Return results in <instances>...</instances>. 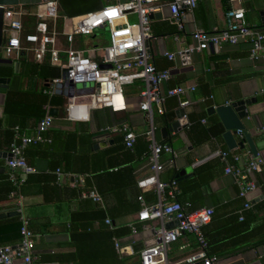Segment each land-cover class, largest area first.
Wrapping results in <instances>:
<instances>
[{
  "label": "crops",
  "instance_id": "crops-1",
  "mask_svg": "<svg viewBox=\"0 0 264 264\" xmlns=\"http://www.w3.org/2000/svg\"><path fill=\"white\" fill-rule=\"evenodd\" d=\"M114 1L85 0L69 12L73 15H83ZM228 6L241 7L244 10L245 22L264 34V0H234L230 3L227 0H203L193 10L183 13L182 30L177 34L176 41L169 33L173 32L174 28L169 24L164 28V23L167 24L163 20L167 16L166 9L162 10L159 19L152 20L155 22L153 24L156 34L153 35L154 39L148 42L151 61L157 69H167L170 75L162 88L176 85L194 87L193 92L180 97L182 101L188 102L182 109L186 125L176 133L167 130L165 138L160 139L171 146L175 158L172 165L159 174V179L166 182L183 171L185 176L179 177L180 179H191L192 185L195 181L199 183V186L182 195L185 198L184 202H189L190 207L197 209L211 208L218 220L222 221L228 216L236 215L241 210L244 200L237 196V186L233 177L223 173V165L218 154L216 156L214 154L219 151L237 154L241 159L240 165L247 156L258 154L262 159L261 171L252 175L257 188L247 197L249 208L256 205L259 210L252 215L250 213L244 215L248 209L241 212V216H245L247 230L250 231L264 225V41L261 49L256 52V61L248 59L249 44L243 39L234 45L224 44L219 48L192 53L188 62H182L177 57L173 61H168L163 56L164 53H175L178 49L193 45L190 33L194 29L205 31L223 29V13ZM14 8L22 12L20 18L22 33L32 32L35 18L31 13L34 5ZM58 15L65 20L63 23L61 19L57 21L59 22L57 29L65 32L70 31L71 20L80 16L67 17L60 9ZM126 20L136 22V16L129 14ZM58 40L57 47H64L63 39L59 37ZM107 43L108 35L105 29H99L86 37L75 36L73 40V46L77 49L95 48ZM0 58L11 61L10 65H4L10 67L13 73L10 77H3L8 79L6 91L37 89L38 80L32 79L25 68V73L23 75L20 73L19 62L28 64L36 62L30 53L22 52L15 59L6 58L0 52ZM141 88L142 83L138 80L124 85L126 105L124 111L111 113L107 109L95 110L90 113L89 121L84 123H70L63 116L57 118L56 109L46 107L47 113L50 108L56 111L55 116H51V127L44 134L49 142L28 145L23 151L24 159L34 168V173L26 176L20 187L22 199L17 216L19 219L20 217L26 219L27 227L33 235L32 264H138L136 252L149 234L142 230V226L149 224L136 221V212L139 209L136 197L141 194L146 204L154 203L151 202L150 194L153 195L151 190L141 192L135 187L136 179L146 174L147 163L145 156L147 142L144 132L148 128V123L143 113L136 108ZM4 96L5 94H0V119ZM247 99H253L254 103L245 107L247 118L240 120L242 125L240 135L236 132L230 138H223L225 130L217 115L211 114L208 108L222 106L225 102ZM176 109L177 101L168 98L165 102V113L163 115L153 113L154 139L155 131L170 124L165 115ZM200 116L205 118L203 120L215 116L222 132L218 137L207 138L201 145H193L187 131L191 124L205 126L204 121L198 120ZM122 123L129 126L136 139L128 155H124L123 149L119 147L122 144L120 136L106 137L99 132L105 125ZM29 124L30 122H26V127L21 129L25 134L32 133L33 126ZM3 128L4 124L0 127V168L3 169L0 173L2 176L0 185L5 180L7 154V145L3 143L1 137ZM198 132L194 128L190 136L196 139ZM113 140L118 141L119 145ZM100 142H106V145L96 149L92 147ZM111 146L119 147L116 153L106 152ZM205 158L209 159L192 167L194 163ZM216 158L217 165L213 168L204 167L194 175L195 168ZM166 159V155L161 156L162 161ZM114 163L116 165H113ZM56 168L69 176H61L56 182L54 173ZM113 168L117 170L110 171ZM76 176L81 178L83 184L76 182ZM89 187L95 188L99 193L101 205L81 196L82 191ZM134 207H137L136 211ZM9 209H13L11 202L7 198L0 200V211ZM105 218L109 219V226L103 223ZM130 223L137 227L134 234L127 228ZM122 229H127L128 233L119 237L112 235L109 238L110 232ZM113 238L121 250L114 249ZM194 248L192 236L183 234L170 244L166 258L169 261L179 260L193 252ZM221 258L226 264H264V232L225 251Z\"/></svg>",
  "mask_w": 264,
  "mask_h": 264
},
{
  "label": "built area",
  "instance_id": "built-area-1",
  "mask_svg": "<svg viewBox=\"0 0 264 264\" xmlns=\"http://www.w3.org/2000/svg\"><path fill=\"white\" fill-rule=\"evenodd\" d=\"M58 1L46 0L34 5L31 15L35 18L33 31L22 33L21 16L19 9L12 7L2 13L3 43L0 47L4 57L17 59L22 52L31 54L34 61H40L45 55L52 66H57L59 76L46 84L42 91L48 96L58 95L64 98L61 108L63 118L70 123L88 122L90 113L95 110L107 109L111 113L125 110L123 86L133 81H140L142 88L138 92L136 108L143 113L148 128L144 132L147 142L146 174L135 181V187L141 192L151 190L155 197L154 203L146 204L141 194L136 200L139 209L136 212V221L148 223L142 226L148 238L143 241L142 247L136 252L138 264H226L214 254L207 253V244L202 233L203 226L210 222L213 214L211 208L202 207L190 209L189 202H178L175 198L179 189L174 180L161 181L159 174L172 165L175 153L167 142L155 141L152 126V115L165 113V102L168 98L177 101V109H183L188 102L180 99L185 93L194 91V87L176 85L163 89L162 85L169 78L167 69H157L151 61L148 42L154 39L149 14H160L166 9L167 16L163 19L175 29L172 39L177 40V34L182 30L183 13L193 10L203 0H115L96 10L77 16L71 20L70 31L57 29V21L65 18L58 15ZM234 0H227L228 3ZM238 1V0H236ZM134 14L136 22L130 23L126 16ZM224 28L205 31L194 29L190 33L193 42L188 48L178 49L175 53H164L168 61L177 57L182 62H188L192 53L207 51L210 48H219L221 45H234L239 40L249 44L247 57L251 61L257 60L256 52L261 49L264 34L244 20V10L241 7L228 6L223 13ZM99 29H105L108 43L104 46L77 49L73 46L75 36L86 37ZM59 37L64 41V47L58 48ZM182 56V60L179 58ZM100 65H107L100 69ZM69 85L73 88L70 89ZM60 94H56V89ZM79 89L77 93L75 90ZM67 92L70 96H63ZM211 98V96H208ZM223 105H228L225 102ZM185 116V115H184ZM203 122V120H201ZM52 124V117L47 110L41 119L32 128L31 134H25L17 126L13 127V138L7 146L8 160L5 162V176L10 183L11 190L7 199L13 210L19 213L21 207L20 187L26 176L34 173V168L24 159L23 151L28 145L49 142L44 134ZM106 137L118 135L121 137L125 149L131 151L135 142V134L125 123L105 125L99 129ZM240 135V131H237ZM166 155L165 161L161 156ZM218 157L223 165V173L233 177L237 186V196L244 200L241 210L238 211V220L242 219L241 212L249 208L248 194L257 186L252 175L261 171L262 159L258 154L247 156L240 165V157L226 151H219ZM116 168L110 169L115 171ZM55 178L68 177V174L55 169ZM76 182L83 184L76 176ZM82 197L94 204H102V199L95 188L84 189ZM18 230L20 239L14 246H0V264H32L33 235L27 227L26 219L20 217ZM155 222V224H153ZM177 222L170 228L168 223ZM103 223L109 226L108 218ZM134 234L137 227L130 223L127 226ZM183 234L192 236L194 251L176 261H169L166 252L170 244ZM114 249L119 251L115 238L112 239Z\"/></svg>",
  "mask_w": 264,
  "mask_h": 264
},
{
  "label": "trees",
  "instance_id": "trees-1",
  "mask_svg": "<svg viewBox=\"0 0 264 264\" xmlns=\"http://www.w3.org/2000/svg\"><path fill=\"white\" fill-rule=\"evenodd\" d=\"M85 0H59L57 8L58 10H62L65 16L73 17L74 15L80 14H72L69 12L71 9H74L78 5H80ZM73 12V11H72ZM59 22H57V26ZM155 22H151L150 28L152 34H156L154 29ZM168 24L164 23V28L167 27ZM173 27V26H172ZM174 28V27H173ZM26 33V32H25ZM24 33V34H25ZM171 35L175 33V29L172 32H169ZM155 36V35H154ZM20 63V73L23 75L26 72L32 79H36L39 82L37 89L35 90H7L5 92L3 104H2V119H0V127L4 124L3 131L1 132V137L3 143L7 146L12 141L13 138V127L17 126L19 129H24L26 127V122H30V126H35L39 119L45 114L46 107H54L57 111L56 117L59 118L62 116L61 108L65 103L64 98L58 95L48 96L43 94L42 91L46 88L45 84L50 82L51 80L57 78L59 76V69L57 66H52L48 62V58L45 55L40 61L32 62V64L28 63ZM12 70L10 67H5L4 65H0V77H10L12 76ZM168 109V108H167ZM200 116L198 120H203L205 118H201ZM205 123L204 127L197 126L196 124H191L188 128L187 133L189 134V140L193 145H201L207 138L209 137H218L221 132V126L219 121L215 116H211L207 118V120H203ZM196 128L199 132L197 133L196 139H193L190 136L192 129ZM203 129V130H202ZM121 139V138H120ZM118 144V141L113 140ZM136 142V139H135ZM134 142V143H135ZM122 143V142H121ZM37 145V144H36ZM119 145V144H118ZM134 145V144H133ZM147 146V143L145 144ZM120 149H123L122 152L124 155H128L129 150L125 149L123 143L119 146ZM118 146L116 148L109 147L106 151L107 153H116L119 149ZM133 149V147H132ZM132 151V150H131ZM123 156V155H122ZM132 157V156H131ZM124 158V156H123ZM219 158V157H218ZM218 158L211 160L194 170V175L198 173V170L204 167H214L218 164ZM113 165H116L115 163ZM117 170V169H116ZM2 176H0V179ZM170 180H174L177 184L178 189L180 190V195H178L175 200L178 202H184L185 198L182 195L186 194L188 191L192 190L199 186V183L195 181L192 185L190 183L191 179H180L179 177L173 176ZM168 180V181H170ZM11 190L10 183L5 176L4 182L0 185V200H5L9 191ZM154 195L150 197L152 198L151 202L155 201ZM137 207H134L136 211ZM191 210L197 209L195 207H190ZM259 210V207L254 205L246 211L244 215L247 213H256ZM213 211V210H212ZM243 212V211H242ZM238 213L233 216H228L224 220L220 221L213 214L210 218V222L203 226L202 233L204 236V240L207 244V253L214 254L218 258L222 260V255L225 251L241 245L246 241L254 238L256 235H261L264 232V225H261L258 229H252L250 231L247 230V224L245 220V216H242V219L238 220ZM20 227V220L18 217H10L6 219L0 220V246H14L18 243L20 236L18 233ZM128 233L127 229H122L118 231H113L109 233V238L114 236H122Z\"/></svg>",
  "mask_w": 264,
  "mask_h": 264
},
{
  "label": "water",
  "instance_id": "water-1",
  "mask_svg": "<svg viewBox=\"0 0 264 264\" xmlns=\"http://www.w3.org/2000/svg\"><path fill=\"white\" fill-rule=\"evenodd\" d=\"M46 0H0V47L3 43L4 40V35L2 33V13L4 10H10L12 7L15 6H22V5H36L38 3L41 2H45ZM263 15H264V11H263ZM148 18L150 20H157L160 18V14H149ZM1 52V49H0ZM182 60V56L179 57ZM11 61L10 60H6L3 58H0V65H10ZM107 65H100L99 68L100 69H105L107 68ZM7 83H8V79L0 77V94H5L6 88H7ZM69 88L72 89L73 86L69 85ZM77 93L80 92V90L77 88L75 90ZM56 94H60V90L56 89ZM63 96H70L69 93L67 92H63L62 93ZM250 103H254V100H239L236 102H232V103H228V105H222V106H218V107H210L208 108V111L211 114H216L223 129L225 130V133L223 134V138L228 137L230 138L231 135L235 134L237 131H240L242 129V125L240 123L241 119L247 118V112L245 111V107L249 106ZM55 109L50 108L48 110V115L54 117L55 116ZM165 118L167 120L168 123H170L166 128H162L160 130L155 131V140L157 142L160 141V139H164L166 136V131L168 130L169 132L172 131L174 133L178 132L180 130L181 127H184L186 125V119L184 117V113L183 110L178 108L173 112H170L168 114L165 115ZM184 123H183V122ZM111 142H108V144H110ZM106 145V142H100L97 144H94L92 147L94 149L98 148V147H104ZM240 146V144H239ZM218 153L214 154V156H216ZM6 158L5 161L8 160L9 155L5 154ZM211 158V156L209 157ZM209 158H205L202 159L200 161H197L196 163H194L192 165V167L198 166L201 163L205 162L206 160H208ZM3 172V169L0 168V173ZM185 176L184 172L181 171L177 177H182ZM19 216V213L16 212L13 209H9V210H1L0 211V220L4 219V218H8V217H17ZM177 222L174 223H168L165 225L166 228H170L173 225H176Z\"/></svg>",
  "mask_w": 264,
  "mask_h": 264
},
{
  "label": "rangeland",
  "instance_id": "rangeland-1",
  "mask_svg": "<svg viewBox=\"0 0 264 264\" xmlns=\"http://www.w3.org/2000/svg\"><path fill=\"white\" fill-rule=\"evenodd\" d=\"M129 22H133V21L129 20ZM103 37L106 38L105 34H103Z\"/></svg>",
  "mask_w": 264,
  "mask_h": 264
}]
</instances>
